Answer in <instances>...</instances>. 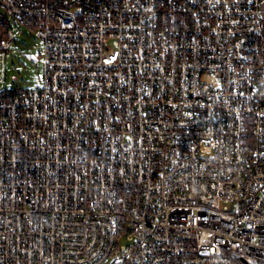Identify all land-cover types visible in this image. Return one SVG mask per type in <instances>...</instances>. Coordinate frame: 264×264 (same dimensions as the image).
<instances>
[{"label": "built area", "instance_id": "2783aa9c", "mask_svg": "<svg viewBox=\"0 0 264 264\" xmlns=\"http://www.w3.org/2000/svg\"><path fill=\"white\" fill-rule=\"evenodd\" d=\"M8 17L40 85H3ZM235 258L264 264V0H0V264Z\"/></svg>", "mask_w": 264, "mask_h": 264}, {"label": "rangeland", "instance_id": "374dc122", "mask_svg": "<svg viewBox=\"0 0 264 264\" xmlns=\"http://www.w3.org/2000/svg\"><path fill=\"white\" fill-rule=\"evenodd\" d=\"M9 26L15 36L5 64L4 87H31L40 85L43 74V43L30 27L8 17ZM233 264H260L250 258L249 263L237 259Z\"/></svg>", "mask_w": 264, "mask_h": 264}, {"label": "water", "instance_id": "95a60500", "mask_svg": "<svg viewBox=\"0 0 264 264\" xmlns=\"http://www.w3.org/2000/svg\"><path fill=\"white\" fill-rule=\"evenodd\" d=\"M241 259H242L244 262H246V261H247V260H246L244 257H242Z\"/></svg>", "mask_w": 264, "mask_h": 264}, {"label": "trees", "instance_id": "16d2710c", "mask_svg": "<svg viewBox=\"0 0 264 264\" xmlns=\"http://www.w3.org/2000/svg\"><path fill=\"white\" fill-rule=\"evenodd\" d=\"M237 258H235V260H236ZM238 261H239V259H237ZM260 264H263V263H260Z\"/></svg>", "mask_w": 264, "mask_h": 264}]
</instances>
